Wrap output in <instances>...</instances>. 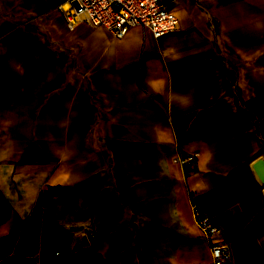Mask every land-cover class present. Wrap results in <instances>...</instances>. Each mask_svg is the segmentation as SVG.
Instances as JSON below:
<instances>
[{"label":"crops","instance_id":"crops-1","mask_svg":"<svg viewBox=\"0 0 264 264\" xmlns=\"http://www.w3.org/2000/svg\"><path fill=\"white\" fill-rule=\"evenodd\" d=\"M65 1L0 0V264H211L190 197L264 264V0H169L159 37Z\"/></svg>","mask_w":264,"mask_h":264},{"label":"built area","instance_id":"built-area-1","mask_svg":"<svg viewBox=\"0 0 264 264\" xmlns=\"http://www.w3.org/2000/svg\"><path fill=\"white\" fill-rule=\"evenodd\" d=\"M169 0H66L60 4L66 25L73 28L86 22L103 26L115 36L125 35L134 25L148 26L155 37L178 27V19L167 3ZM177 161L186 171L196 166L197 152L178 151ZM193 218L203 235L210 238L211 264H233L231 249L218 221L207 214L190 197ZM221 234V239H214Z\"/></svg>","mask_w":264,"mask_h":264},{"label":"water","instance_id":"water-1","mask_svg":"<svg viewBox=\"0 0 264 264\" xmlns=\"http://www.w3.org/2000/svg\"><path fill=\"white\" fill-rule=\"evenodd\" d=\"M258 171L264 176V167L258 166Z\"/></svg>","mask_w":264,"mask_h":264}]
</instances>
